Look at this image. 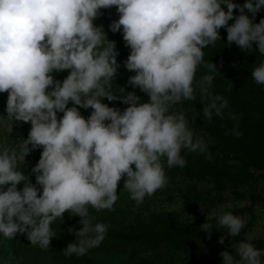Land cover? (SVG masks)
Returning <instances> with one entry per match:
<instances>
[{"label": "clouds", "instance_id": "1", "mask_svg": "<svg viewBox=\"0 0 264 264\" xmlns=\"http://www.w3.org/2000/svg\"><path fill=\"white\" fill-rule=\"evenodd\" d=\"M112 6L120 18L111 30L122 26L131 48L125 64L136 75L129 83L150 98L138 103L140 98L128 93L123 100L131 106L122 113L102 103L105 97L117 99L113 80L119 53L94 24L100 10ZM237 8L240 15L228 26ZM261 8L264 0H247L243 6L233 0H0V93H8L9 120L31 122L20 145L23 162L29 145L43 148L33 169L42 195L21 171L16 149L0 148V234L13 239L26 233L32 246L47 250L56 236L54 222L70 211L83 227L64 255L79 257L98 247L108 225L94 224L89 207L112 210L123 177L129 198L140 204L168 184L165 163L168 169L184 167L183 150L207 152V143L174 109L195 100L198 90L203 118L223 117L228 101L210 91L218 70L204 61L203 49L215 45L219 30L227 27L229 44L243 50L256 44L264 55V19L254 23ZM201 65L206 74L197 81ZM63 70H71L63 82L51 75ZM252 78L264 85V61L254 66ZM70 101L75 106L67 107ZM76 106L93 109L91 116L85 119ZM58 112L64 113L62 119ZM231 207H220L216 227L237 237L247 220L224 210ZM201 227L210 232L213 226ZM251 239L233 245L236 256L223 251L224 264H264V250Z\"/></svg>", "mask_w": 264, "mask_h": 264}, {"label": "trees", "instance_id": "2", "mask_svg": "<svg viewBox=\"0 0 264 264\" xmlns=\"http://www.w3.org/2000/svg\"><path fill=\"white\" fill-rule=\"evenodd\" d=\"M246 2L233 0L240 6ZM222 7L227 11L226 5ZM107 9L115 11L109 19L120 18L116 6ZM245 14L252 18L247 9ZM239 15L237 8L228 26L234 24ZM261 19H264V8L255 14L254 23ZM219 33L220 40L203 51L204 61L214 63L218 70L210 91L228 101L223 117L203 118L198 90L195 100L180 104L194 136L197 134L207 143V152L183 150L184 167L168 169L165 163L168 184L153 196H146L140 204L129 198L130 194L124 190L127 177H123L117 188L119 198L112 210L97 211L89 207L93 223L107 224L108 231L102 243L89 249L85 255H64L63 250L78 240L76 232L83 227L81 218L68 211L62 220L54 222L56 236L47 250L32 246L26 233H18L13 239L0 234V264H224L221 253L229 251L236 256L233 245L249 236L256 248L264 250V239L248 235L245 228L239 236L232 237L227 229L216 227L217 218L207 214L209 208L226 201L225 194L247 199V207L238 211L250 213V219L255 215L251 210L255 204L264 206L263 189H260L259 176L255 174L264 170V85L257 84L252 78L254 66L264 61V55H260L256 44L250 50H243L235 43L229 44L227 27L221 28ZM204 74L206 69L201 65L196 80L199 81ZM129 80V77L116 75L113 94L117 99L110 101L105 97L102 101L121 113L130 105H119L118 98L130 92L140 98L138 103L148 102L149 96L139 87L132 86ZM7 99V92L0 93V114L6 110ZM73 106L71 101L67 105L69 108ZM76 107L85 119L91 116L93 109ZM63 115L58 112V119ZM209 153L211 159L207 158ZM21 171L28 177L26 171ZM22 183L17 185V190ZM8 187L11 184L5 185L4 190ZM177 198L192 210L186 213L169 210L166 204ZM231 212L235 215V211ZM206 222L213 226L210 232L201 227ZM221 237L224 243H220ZM261 259L264 261V256Z\"/></svg>", "mask_w": 264, "mask_h": 264}, {"label": "rangeland", "instance_id": "3", "mask_svg": "<svg viewBox=\"0 0 264 264\" xmlns=\"http://www.w3.org/2000/svg\"><path fill=\"white\" fill-rule=\"evenodd\" d=\"M115 6H112L111 8H114ZM114 14L115 11L104 8L102 11H100L97 18L94 20V24L97 27L102 28L103 32L106 35V38L109 41H114L116 45V50L119 53L117 56V63L119 65L117 69V74L121 77H132L136 75L135 71H129L126 67L125 62L127 61L130 53L131 48L130 46L126 45V42L123 39V27L121 26L120 31L113 32L111 30V25L113 22L118 21L119 18H110V14ZM71 70H63V71H54L51 73L53 75L55 80H58L60 82H63L64 79L67 78L68 75H70ZM51 90V88H50ZM132 93V92H130ZM126 96V95H125ZM123 97H119L118 100H120L119 105H127V103H124ZM102 103L107 104L106 101H102ZM130 105V104H129ZM131 106V105H130ZM112 107V106H109ZM113 108V107H112ZM176 111H180L185 115V111L180 107V105H177L175 107ZM31 122H22V121H15V120H9L8 119V113L5 110L0 114V148L3 147H9V148H15L17 151L18 158L20 159V167L22 170L26 171L28 173V180L31 184L35 185L40 191L39 194L42 195V186L38 185L36 183V173L33 171L35 166L38 164L43 148H36L32 149V146L29 145V148L31 149L30 152L25 156L24 162H23V152L21 151L20 145H22V142L24 140H27L30 130H31ZM191 127V126H190ZM193 130V129H192ZM198 135L196 134V137ZM258 177L257 183L260 180V189H263L264 194V170L258 173H255ZM262 176V178H260ZM24 187V183H22L18 189V191H22ZM228 194L229 191H227ZM226 195V201L219 204L215 208H209L208 215L213 218H217V214L220 211V207L222 205H228L231 204V208H225V211H235V215L244 217L247 220V223L245 225V230L248 235H252L254 237H257L259 239H264V206L261 204H255L253 206V209H251L255 215L252 219H250V213L243 212L241 214L238 210L243 209L244 207H247V199H239L235 198L232 195ZM167 207L171 211L179 212V213H186L188 210H192V207H189L188 204L180 198H177V200H174L172 202H168ZM201 214V213H200ZM53 224V229L56 231V228Z\"/></svg>", "mask_w": 264, "mask_h": 264}]
</instances>
